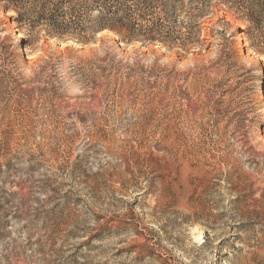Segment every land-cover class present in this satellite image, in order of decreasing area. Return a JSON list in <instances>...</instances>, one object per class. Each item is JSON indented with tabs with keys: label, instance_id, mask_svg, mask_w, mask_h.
I'll return each instance as SVG.
<instances>
[{
	"label": "rangeland",
	"instance_id": "obj_1",
	"mask_svg": "<svg viewBox=\"0 0 264 264\" xmlns=\"http://www.w3.org/2000/svg\"><path fill=\"white\" fill-rule=\"evenodd\" d=\"M228 1L191 51L31 43L0 3V264H264V55Z\"/></svg>",
	"mask_w": 264,
	"mask_h": 264
},
{
	"label": "trees",
	"instance_id": "obj_2",
	"mask_svg": "<svg viewBox=\"0 0 264 264\" xmlns=\"http://www.w3.org/2000/svg\"><path fill=\"white\" fill-rule=\"evenodd\" d=\"M188 1L185 16L181 7ZM226 2V0H222ZM214 0H0L16 13L15 22L27 36L44 30L50 37L90 43L97 34L110 32L122 42L160 43L191 51L203 45V20ZM238 20L246 27L251 48L264 55V0H230ZM224 5H227L224 4ZM228 6V5H227ZM230 29V22L224 25ZM225 32V30H224ZM235 32H233L234 34ZM222 45V61L228 55ZM230 59V57H228ZM221 61V62H222Z\"/></svg>",
	"mask_w": 264,
	"mask_h": 264
},
{
	"label": "bare ground",
	"instance_id": "obj_3",
	"mask_svg": "<svg viewBox=\"0 0 264 264\" xmlns=\"http://www.w3.org/2000/svg\"><path fill=\"white\" fill-rule=\"evenodd\" d=\"M240 42H241V38H240Z\"/></svg>",
	"mask_w": 264,
	"mask_h": 264
}]
</instances>
